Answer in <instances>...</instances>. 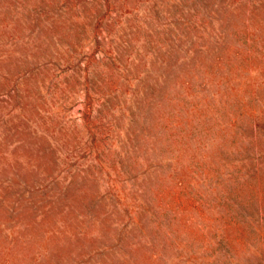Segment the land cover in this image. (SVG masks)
<instances>
[{"label": "rangeland", "instance_id": "obj_1", "mask_svg": "<svg viewBox=\"0 0 264 264\" xmlns=\"http://www.w3.org/2000/svg\"><path fill=\"white\" fill-rule=\"evenodd\" d=\"M0 264H264V0H0Z\"/></svg>", "mask_w": 264, "mask_h": 264}]
</instances>
